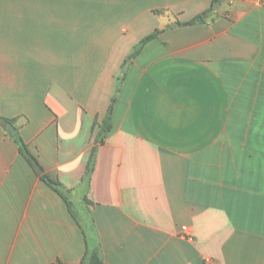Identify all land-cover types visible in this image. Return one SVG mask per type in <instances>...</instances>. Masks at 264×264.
Masks as SVG:
<instances>
[{
	"label": "crops",
	"instance_id": "1",
	"mask_svg": "<svg viewBox=\"0 0 264 264\" xmlns=\"http://www.w3.org/2000/svg\"><path fill=\"white\" fill-rule=\"evenodd\" d=\"M0 112V264H264L262 0H0Z\"/></svg>",
	"mask_w": 264,
	"mask_h": 264
},
{
	"label": "trees",
	"instance_id": "2",
	"mask_svg": "<svg viewBox=\"0 0 264 264\" xmlns=\"http://www.w3.org/2000/svg\"><path fill=\"white\" fill-rule=\"evenodd\" d=\"M159 14V12H156ZM202 17H198L195 18L194 20L187 22V23H177L178 25H191L199 20H202ZM162 30H156L153 34H151L150 36H148L146 39H144L141 43V45L145 44L146 42H148L151 39L156 38ZM115 103V99H113L112 105L108 111V114L105 118V120L103 121V123L100 125V131L98 133V136L96 138V142L97 143H102L105 136L107 135V132L110 131L111 129V114H112V110H113V105ZM0 123H3L5 125V128L8 127L9 125H12L13 127L15 126L16 120L14 119H8L2 116L1 112H0ZM97 126V123L94 124V128ZM16 142L18 143V145L20 146V150L22 155L32 164V165H38L37 160L31 155L29 149H28V145L24 142L23 138L20 136L19 132L17 131L13 136H12ZM97 150V145L94 147L93 149V153H92V157H91V161H90V166L88 168L89 173L91 171H93V160H94V155L96 153ZM42 180L48 184L49 186H51L53 189H55L60 195H62V197L64 199H67L66 197V193H67V189L64 187V185L59 182L58 180L53 179L51 176H49L48 174L42 172ZM86 260H88L89 264H104V262L99 258V256L96 253H92V254H87L86 255Z\"/></svg>",
	"mask_w": 264,
	"mask_h": 264
},
{
	"label": "water",
	"instance_id": "3",
	"mask_svg": "<svg viewBox=\"0 0 264 264\" xmlns=\"http://www.w3.org/2000/svg\"><path fill=\"white\" fill-rule=\"evenodd\" d=\"M8 132H9L11 135H14V134L16 133V130H15V128H14L12 125H9V126H8ZM35 168H36V170H37L38 172H40V173L42 172V169L40 168V166L36 165Z\"/></svg>",
	"mask_w": 264,
	"mask_h": 264
},
{
	"label": "built area",
	"instance_id": "4",
	"mask_svg": "<svg viewBox=\"0 0 264 264\" xmlns=\"http://www.w3.org/2000/svg\"><path fill=\"white\" fill-rule=\"evenodd\" d=\"M263 1V4H264V0H262ZM182 230L186 233V236L188 237V238H192V236L190 235V233H188V227L187 226H183V228H182Z\"/></svg>",
	"mask_w": 264,
	"mask_h": 264
}]
</instances>
